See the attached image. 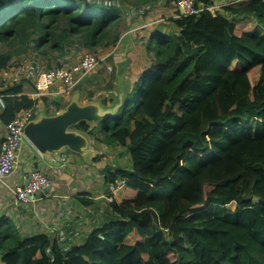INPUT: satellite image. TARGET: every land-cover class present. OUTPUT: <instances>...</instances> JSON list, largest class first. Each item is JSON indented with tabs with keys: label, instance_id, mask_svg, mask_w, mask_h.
<instances>
[{
	"label": "trees",
	"instance_id": "16d2710c",
	"mask_svg": "<svg viewBox=\"0 0 264 264\" xmlns=\"http://www.w3.org/2000/svg\"><path fill=\"white\" fill-rule=\"evenodd\" d=\"M156 1L0 0V45L8 47L0 72L29 49L63 57L56 66L78 48L105 51L119 40L123 7L152 3L147 11ZM229 1L214 14L206 9L213 0H194L197 13L171 19L179 32L136 39L125 53V94L102 101L115 113L73 127L93 147L129 156L128 167L102 169L106 196L125 180L106 222L65 250L58 238L23 237L4 219L3 264H264V0ZM24 82L32 84L2 91L4 124L36 108ZM217 91L220 111L205 104Z\"/></svg>",
	"mask_w": 264,
	"mask_h": 264
},
{
	"label": "crops",
	"instance_id": "0c3cea01",
	"mask_svg": "<svg viewBox=\"0 0 264 264\" xmlns=\"http://www.w3.org/2000/svg\"><path fill=\"white\" fill-rule=\"evenodd\" d=\"M14 59L15 56L13 57V60ZM122 68L124 72V78L126 73L124 64L122 65ZM30 81L32 84L27 82L28 84L24 85L23 93L25 94L29 93L33 89L34 79L32 80L30 78ZM67 95H70V93ZM93 95L90 96V99H84L81 101L80 94L74 92L73 98H77V101L80 104H85L87 102H98L103 105V102ZM122 96L117 95L116 98L121 99ZM64 98L62 99L63 104ZM67 103L68 102H66V104ZM109 105V101H106V106ZM2 107L3 102L0 99V112H2ZM37 110L38 117L42 112V108ZM4 126L5 124L0 121V138H2V140L5 133ZM89 141V151L87 154L82 155L75 153L68 148H62L60 151L49 153L50 159H46V155L48 153H46L44 157H41L37 151L32 148V145L27 143V148L25 149L23 147L22 155L14 172L6 178L0 179V227H2V221L5 219L10 221L23 237L36 234H46L48 236L58 238L61 244H63L61 241L63 232H68L69 230V228L64 227L63 225H74V222L77 219H74L75 214L73 211H82L85 213V216L80 218V221L85 219L87 222V227L85 226L83 229L93 227V223L89 218V216H92L90 215L91 208H95L103 203L107 208L108 204L105 200V194L108 191V185L104 182L102 172L100 173V170H102L107 165V162H104L103 160L100 161L98 157L99 155H104L105 158L111 160L112 156H110V154L115 153V150L107 149L106 146L102 144H97L98 148L92 147V140L89 139ZM94 157H97V159L94 160ZM38 158L41 160L46 159L48 163H44L43 161L38 160ZM41 163H43L47 168L49 172L48 174L52 181L48 195L41 199L34 200L33 202H15L13 198V189L14 186L20 181L21 171L24 168L29 169L31 166H36ZM96 177L99 179L95 183ZM81 197H87L90 199V201H92V203L87 205L82 204ZM114 198L117 201L121 200L119 194H115ZM69 211L71 213H69ZM63 214L70 215L68 219H71L72 222L66 223L65 221H67V218L63 219ZM92 221L96 223L94 219ZM76 231L79 234L81 233L80 235L83 233L79 228H77ZM74 232L75 230L72 229L70 234H74ZM83 239L84 237L80 238L79 243H81ZM79 243L76 242L74 244ZM0 264H3L1 256Z\"/></svg>",
	"mask_w": 264,
	"mask_h": 264
},
{
	"label": "rangeland",
	"instance_id": "374dc122",
	"mask_svg": "<svg viewBox=\"0 0 264 264\" xmlns=\"http://www.w3.org/2000/svg\"><path fill=\"white\" fill-rule=\"evenodd\" d=\"M213 2L214 6H210V10L214 14L216 13V11L224 13L223 6L232 3L231 1L226 2V0H213ZM170 3V5H167L165 0H158L154 3L155 5L152 7V9H149L147 11L145 10L148 6H152V3L147 4V7L141 8L130 7L129 4L123 7L122 20L120 23L121 25H119L121 34L118 40V42L122 45L119 44L117 46V50L112 55L106 56L107 53H109L110 48L105 51H99L97 54H99L101 57L106 56L105 59L99 63L97 68L91 71L92 73H90L87 77L83 79L80 84L77 85V88H74L73 92H70V95H65L64 103L69 102L73 98L74 92L80 94L81 101H83L84 99H90V96L93 94L94 97L99 98V100L101 101H104V98H109L112 95L122 96V93L125 94L124 89L126 90V83L124 82L123 78L124 72L122 65H125V62H127L125 53L133 45L135 40L138 38L148 37V35L155 29H161L164 32L170 33L179 32V29L174 26V23L171 20L172 17H175V15L177 14L176 0H170ZM251 26L258 28L253 19L250 23V27ZM13 47L14 46H12L11 49ZM0 49L6 50L8 49V47L6 44H1ZM84 51H86V49L83 48L72 50L69 56L70 63L76 61ZM62 60L63 57L41 56L31 49H29V51L24 54L22 53L20 55L15 56V59L12 60L8 68L0 72V99L3 102L2 91L5 90V88L10 86L11 84L22 80H30V78L32 80H35L39 72L48 69L47 67H55L57 64H59V61ZM258 76L259 72H257V75L255 74L256 78ZM27 84V82L23 83V85ZM205 104L209 108H215L217 109L216 111H220L225 105L224 97H222L219 91H217L208 96ZM42 107L43 106L40 104L37 106L38 109ZM91 126L94 129L95 125ZM204 128H207V126H205ZM91 146L93 147V145ZM23 147L25 149L27 148V141L23 144ZM110 156H112L111 160L105 157H103L102 159L104 162H107V165L111 167H116L119 165H125L127 167L129 166V156L126 154L125 149L123 147L117 148V151L113 154H110ZM48 158L50 159L49 153L46 155V159ZM46 159L41 160L38 158V160L43 161L44 163H48ZM101 172L102 170H100V173ZM98 179L99 178L96 177L95 183ZM106 202L108 203L107 200ZM228 208L233 209L234 204L228 205ZM104 209H106L104 203L95 208H91L90 215L92 216H89V218L93 223V227H89L87 229H83L85 226L87 227V222L85 221V219L80 221V218L84 217L85 213H83L82 211H73V213L75 214L74 219H77L74 222V225H63L64 227L69 228V230L68 232H63V235L61 237V241L63 242L62 247L66 250L69 246H71L70 244L73 245L76 242L79 243L80 238H85L90 231H92L98 226H101L104 222H106L107 218L104 214ZM69 213L71 212L69 211ZM69 217L70 215L63 214V219L67 218V221H65L66 223L72 222L71 219H68ZM93 219L96 221V223L92 221ZM77 228H79L83 232L82 235H80L81 233L79 234L76 231ZM72 229L75 230L74 234H70V231Z\"/></svg>",
	"mask_w": 264,
	"mask_h": 264
},
{
	"label": "built area",
	"instance_id": "2783aa9c",
	"mask_svg": "<svg viewBox=\"0 0 264 264\" xmlns=\"http://www.w3.org/2000/svg\"><path fill=\"white\" fill-rule=\"evenodd\" d=\"M206 9L210 10V7ZM176 11V16L188 15L197 13L199 8L195 6L194 0H177ZM119 44L117 42L106 56L112 55ZM106 56L101 57L97 53L86 50L74 62L45 69L38 73L33 81L32 91L26 94L32 99H37V106L38 104L43 105L48 114H56L60 111L57 100L60 101L61 98L63 99L65 95L72 92ZM36 113L37 109L33 107L20 109L13 119L5 124L4 138L0 144V179L8 177L17 168L23 144L26 141L29 142L24 127L35 118ZM31 145L34 148L33 144ZM40 156L44 157L41 153ZM48 173L43 163L31 166L29 169L24 168L20 173V181L13 189L15 202H33L47 196L52 185ZM124 182L125 180H121L116 184H110L111 194L105 197L108 202L113 200L114 195L118 193Z\"/></svg>",
	"mask_w": 264,
	"mask_h": 264
},
{
	"label": "water",
	"instance_id": "95a60500",
	"mask_svg": "<svg viewBox=\"0 0 264 264\" xmlns=\"http://www.w3.org/2000/svg\"><path fill=\"white\" fill-rule=\"evenodd\" d=\"M116 108H105L98 102L80 104L77 98H73L58 113L47 115L42 111L29 121L24 127L25 135L40 153L68 148L84 155L89 151L90 141L84 133L73 127L81 121L98 123L115 113Z\"/></svg>",
	"mask_w": 264,
	"mask_h": 264
},
{
	"label": "clouds",
	"instance_id": "9594fccd",
	"mask_svg": "<svg viewBox=\"0 0 264 264\" xmlns=\"http://www.w3.org/2000/svg\"><path fill=\"white\" fill-rule=\"evenodd\" d=\"M175 16H176V15H175ZM112 47H113V46H112ZM112 47H111V48H112ZM111 48L109 49V51L111 50ZM100 54H101V53H100ZM28 96H29V95H28ZM29 97H30V96H29ZM38 105H39V104H38ZM42 106H43V105H42ZM65 106H66V105H65ZM65 106H64V107H65ZM64 107H62V105H61V106H60V111H61ZM35 109H38V108H37V104H36V108H35ZM42 111H44L47 115H50V114H48V113L46 112V109H43V107H42ZM36 117H37V113H36V115H35V118H36ZM35 118H34V119H35ZM34 119H33V120H34ZM5 124H6V123H5ZM29 142H30V141H29ZM29 142H28V143H29ZM30 143H31V142H30ZM31 144H32V143H31ZM33 146H34V145H33ZM34 149H35V150L37 151V153L40 155V152H39L35 147H34ZM41 154L45 155L46 153H45V154H44V153H41Z\"/></svg>",
	"mask_w": 264,
	"mask_h": 264
}]
</instances>
